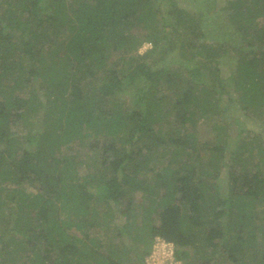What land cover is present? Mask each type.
Here are the masks:
<instances>
[{
  "label": "trees",
  "instance_id": "1",
  "mask_svg": "<svg viewBox=\"0 0 264 264\" xmlns=\"http://www.w3.org/2000/svg\"><path fill=\"white\" fill-rule=\"evenodd\" d=\"M177 3L0 0V264H145L157 239L184 264H264V135L231 117L264 130V0H226L222 28ZM201 119L214 140L188 132Z\"/></svg>",
  "mask_w": 264,
  "mask_h": 264
},
{
  "label": "rangeland",
  "instance_id": "2",
  "mask_svg": "<svg viewBox=\"0 0 264 264\" xmlns=\"http://www.w3.org/2000/svg\"><path fill=\"white\" fill-rule=\"evenodd\" d=\"M174 2H178L177 4L179 6H181L182 8L187 9L188 11H190L191 13H200L202 12V17L204 18L205 21H211L214 23V26L216 28H222L224 25L229 26L231 24H233V22L231 23L229 19H227V14H229V10H227L226 12L223 11V9H225L227 7V3L226 0H219L220 2L217 3L216 6H218V8L215 7H205L204 6V0H173ZM196 1V2H193ZM230 1V0H228ZM233 3L236 0H232ZM244 3H248L249 8H251V10H253L254 8H256V6L251 4V1H244ZM165 6L168 5V3H163ZM238 3H235V5L232 6V8L234 10L238 9ZM264 6V5H263ZM217 9H219L218 11H223L225 12L226 16L224 15V17L219 16L217 14ZM237 18H242L241 15L236 16ZM202 18V19H203ZM257 20V21H256ZM255 21L260 25L263 26L264 25V15L258 16L257 19ZM219 23V22H221ZM150 47V44L145 43L143 44L138 52L140 54H143L148 48ZM241 49V48H240ZM243 49V48H242ZM247 50H251V49H245V51L247 52ZM179 50H175L173 52H171L168 55V58L166 60L165 63V68L167 69H180L179 71H184L185 68H187L188 66L185 64H183V59L179 56L175 54L178 52ZM239 52L235 51V50H228L227 52V58L225 57L221 63V67H222V73L223 76L228 79L229 76L233 73H235L234 71L230 74L231 70L234 69V64H235V59L236 57H238ZM114 58V57H113ZM113 61V59H112ZM164 97H166V95H168L167 97L170 99L172 96V92L168 91L167 92H162ZM166 97V98H167ZM172 99V98H171ZM167 109V108H166ZM231 113L233 114L232 117V122H235V126L233 125V131H235L238 126H236V124H240L241 127H246V129H250L252 131H256V132H261L264 135V130H261L260 126L256 125L255 120L251 119L250 117H246L243 113V111L238 107L233 110H231ZM174 116L171 115L169 117H167L164 121V128H175L178 127V125L174 122ZM237 124V125H238ZM188 132L190 134L194 133L196 134L197 137V141L200 140V142L203 141H211L214 140L216 138V134H215V129L211 127L210 124H206L205 122L202 121V119L198 122V124L196 125L195 129L192 130V127L189 125L188 127ZM264 128V127H263ZM16 133L17 135H23L24 133L27 132V128L20 126L19 128H16ZM163 131H165V129H163ZM223 141V140H222ZM171 150L172 154H171V160L174 162L176 161L174 158V153H173V148H169V151ZM64 152L68 153L70 156H77L78 158H82L85 162H88L91 160V157H99L100 155V151L99 150H94L91 148V146H89V141L85 142V143H80L78 141H73L68 148L64 149ZM186 156V155H183ZM191 159V158H189ZM187 160L185 164L190 165L192 163V160ZM256 165V166H254ZM258 166V167H257ZM89 167V168H88ZM253 168L257 169L259 171L264 172V165L259 163L258 157L254 158L253 161ZM82 172L84 174L88 173V172H93V167L91 164H88L87 167H84L82 169ZM146 177V176H144ZM36 186V185H35ZM35 186L33 187H28L27 186V190L28 191H32L35 192ZM7 202V201H6ZM264 207V206H263ZM263 207L261 209H263ZM102 208V205L100 204V206L98 207V209ZM260 210V207H259ZM0 212H8L9 213V208H8V204L4 203V201L0 200ZM261 217V216H260ZM264 217V216H263ZM120 221L124 222V219H120ZM1 227V226H0ZM1 229V228H0ZM83 232V231H82ZM110 233H106V231L104 229H102V231L97 230L96 228L90 231V236L91 237H99L101 239H105L106 236H108ZM128 245L131 244L130 241L127 242ZM263 242H260L258 244V247L262 246ZM258 251V250H257ZM258 254V252H257ZM137 262V261H136ZM188 264H194L196 263V260L193 261V259H189L187 260ZM135 263V262H134ZM145 264H184L183 262H180L178 260H176L175 258V247L174 244L172 243H167L164 240L161 239H157L153 245V250L150 256L146 257L145 259ZM227 264H236L233 262H228ZM238 264H242V262L238 263ZM244 264V263H243Z\"/></svg>",
  "mask_w": 264,
  "mask_h": 264
}]
</instances>
